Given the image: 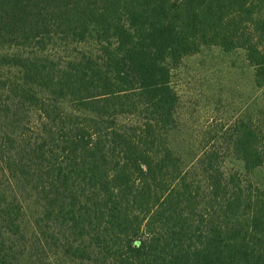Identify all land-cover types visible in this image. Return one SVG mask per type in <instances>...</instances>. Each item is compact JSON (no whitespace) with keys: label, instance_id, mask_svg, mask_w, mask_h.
Segmentation results:
<instances>
[{"label":"trees","instance_id":"16d2710c","mask_svg":"<svg viewBox=\"0 0 264 264\" xmlns=\"http://www.w3.org/2000/svg\"><path fill=\"white\" fill-rule=\"evenodd\" d=\"M209 46L264 87V0H0V264H264V132L232 126L234 172L172 138Z\"/></svg>","mask_w":264,"mask_h":264},{"label":"rangeland","instance_id":"374dc122","mask_svg":"<svg viewBox=\"0 0 264 264\" xmlns=\"http://www.w3.org/2000/svg\"><path fill=\"white\" fill-rule=\"evenodd\" d=\"M59 52L68 53L65 48ZM254 74L243 49L209 46L185 56L172 76L179 95L178 129L172 138L179 148L193 155L208 147L218 148L225 171L243 170V163L226 145L237 122L264 132V87L255 84ZM257 173L252 178L264 180V169ZM37 253L22 259L21 264H78L60 257L39 258Z\"/></svg>","mask_w":264,"mask_h":264}]
</instances>
